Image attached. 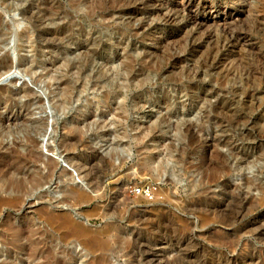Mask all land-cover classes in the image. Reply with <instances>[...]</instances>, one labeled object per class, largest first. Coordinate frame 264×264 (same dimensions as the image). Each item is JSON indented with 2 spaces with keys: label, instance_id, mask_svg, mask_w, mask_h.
Here are the masks:
<instances>
[{
  "label": "rangeland",
  "instance_id": "1",
  "mask_svg": "<svg viewBox=\"0 0 264 264\" xmlns=\"http://www.w3.org/2000/svg\"><path fill=\"white\" fill-rule=\"evenodd\" d=\"M1 61L0 264H264V0H0Z\"/></svg>",
  "mask_w": 264,
  "mask_h": 264
},
{
  "label": "bare ground",
  "instance_id": "2",
  "mask_svg": "<svg viewBox=\"0 0 264 264\" xmlns=\"http://www.w3.org/2000/svg\"><path fill=\"white\" fill-rule=\"evenodd\" d=\"M77 2H78V1H77ZM34 4H36V3H34ZM188 4H189V3H187V5H188ZM191 4H192V3H191ZM84 5H85V4H84ZM185 5H186V4H185ZM184 7H185V6H184ZM33 8H34V7H33ZM45 10H46V9H45ZM44 18H45V17H44ZM190 20H191V19H190ZM193 21L196 22V19L193 18ZM194 22H193V23H194ZM198 22H199V23H198ZM198 22H197V24L202 23L201 21H198ZM204 24H205V23H204ZM49 32H50V33H49ZM48 34H53V31H47V30H44L43 33H42V35H48ZM0 63H2V61H1ZM2 69H3V70L0 71V76L3 75V74H5V73H9V72L11 71V66H10V67H8V66H7V67H3ZM211 121H212V120H211ZM188 124H189V123H188ZM198 126H199V125H198ZM187 127H188V126H187ZM213 127H214V126H213ZM189 128H191V126H190ZM189 128H186L188 132H189V130H190ZM48 129H50V123H48ZM196 131H197V130H196ZM199 132H201V131H199ZM46 133H47V132H44V134H46ZM44 134H43V135H44ZM194 134H195V133H194ZM208 134H209V133H208ZM189 135H190V134H189ZM191 135H192V134H191ZM196 136H197V134H196ZM193 137H194V136H193ZM212 138H213V136H212ZM212 138H211V139H212ZM213 142H214V144H215V141H213ZM213 142H212V143H213ZM217 142H218V141H217ZM217 142H216V143H217ZM212 143H211V145H212L211 147H215V145L212 144ZM218 144H219V143H218ZM213 145H214V146H213ZM71 148H72V147H71ZM25 152H26V151H25ZM1 153H2V152H1ZM13 154H14V153H13ZM32 154H33V153H31V154L28 153V158H29V159H30V157H32ZM15 155H16V154H15ZM216 155H218V154H216ZM10 156H11V155H10ZM18 156H19V154H18L16 157H18ZM23 156H24V155H23ZM33 156H35V155L33 154ZM211 156H212V155H211ZM9 158H10V157H9ZM24 158H25V157H24ZM35 158H36V157H35ZM11 159H12V158H11ZM11 159H10V160H11ZM29 159H26V160H29ZM31 159H32V158H31ZM33 159H34V158H33ZM12 160H13V161L15 160V156H14V158H13ZM12 160H11V161H12ZM13 161H12V163H14ZM15 161H16V160H15ZM21 161H22V160H21ZM30 161H31V160H30ZM8 162H9V159H8ZM16 162H17V161H16ZM16 162H15V163H16ZM17 163H18V162H17ZM19 163H20V162H19ZM22 163H23V162H22ZM22 163H21V164H22ZM25 163H26V161H25ZM6 164H7V161H6ZM8 164H9V163H8ZM23 165H24V164H23ZM1 166H3V165H1ZM12 166H13V165H12ZM16 166H17V164H16ZM20 166H21V165H20ZM10 168H11V167H10ZM216 168H217V167H216ZM218 168H219V167H218ZM3 169L5 170V166H4ZM3 169H0V170L3 171ZM19 169H20V168H19ZM16 170H17V169H16ZM20 170H21V169H20ZM2 171H0V173H2ZM5 171H6V170H5ZM23 171H24V170L22 169V172H23ZM6 172H7V171H6ZM13 172L16 173V171H13ZM26 172H27V171H26ZM50 172H51V171H50ZM8 173H10V172H8ZM11 173H12V172H11ZM27 173H29V172H27ZM5 175H6V174H5ZM10 175H11V174H10ZM25 175H26V174H25ZM34 175H35V174H34ZM15 176H16V175H15ZM20 176H21V175H20ZM5 177H6V176H5ZM9 177H10V176H8L7 178L9 179ZM13 177H14V176H13ZM23 177H25V176H22V178H23ZM2 178H3V177H2ZM17 178H18V177H17ZM4 179H5V178H4ZM4 179H3V180H4ZM10 179H11V178H10ZM10 179H9V180H10ZM18 179H19V180H17V183H18L19 185L23 184V183L20 184V181L22 182L23 179H21V180H20V178H18ZM26 179H27V178H26ZM26 179H25V180H26ZM29 179H31V178H29ZM33 179H34V178H33ZM1 180H2V179H1ZM3 180H2V181H3ZM25 180H24V182H25ZM5 181H6V180H4V183H5ZM12 181H13V180H12ZM14 181H15V179H14ZM26 181H28V180H26ZM0 182H1V181H0ZM30 182H31V181H30ZM38 182H39V181H37L36 184H37ZM245 182H246V181H245ZM2 183H3V182H2ZM6 183H7V182H6ZM8 183H9V182H8ZM8 183H7V184H8ZM27 183H28V182H27ZM31 183H34V182L32 181ZM31 183H29V184L31 185ZM99 183H100V182H99ZM247 183H248V182H247ZM247 183H246V184H247ZM9 184H12V182L9 183ZM40 184H41V182L39 183V185H40ZM12 185H13V184H12ZM19 185H18V186H19ZM244 185H245V184H244ZM4 186H5V185L3 184V187H4ZM7 186H8V185H7ZM10 186H11V185H10ZM21 186H23V185H21ZM25 186H26V185H24V187H25ZM33 186H34V185H33ZM3 187H2V188H3ZM14 187H15V186H14ZM27 187H28V186H27ZM35 187H36V185H35ZM37 187H38V186H37ZM229 187H230V185L228 186V188H229ZM2 188H0V190H1ZM12 188H13V187H12ZM12 188H11V189H12ZM16 188H17V186H16ZM8 189H9V188H8ZM19 189H20V188H19ZM28 189H30V188H28ZM34 189H35V188H34ZM4 190H5V192H7V193H9V194L14 192V190H13V192H9L6 188H4ZM16 190H17V189H16ZM21 190H22V189H21ZM21 190H20V191H21ZM1 191H2V190H1ZM17 191H19V190H17ZM25 191H26V190H25ZM29 191H30V190H29ZM68 191H69L68 193L70 194V196H71V197H72V196L75 197V199L77 198V199H83V200H84V196H88V195H84L85 193L83 194V192H84L83 190H82V191H83V192H82L81 190L78 191V190H74L73 188H71V190H68ZM81 192H82V193H81ZM202 192H203V191H202ZM0 193H2V192H0ZM14 193H15V192H14ZM19 193H20V192H19ZM26 193H27V192H26ZM66 193H67V192H66ZM228 193H229V191H228ZM9 194H8V195H9ZM21 194H22V192H21ZM23 194H24V193H23ZM23 194H22V195H23ZM29 194H30V193H29ZM5 195H6V194H5ZM8 195H7L6 197H8ZM15 195L17 196L16 193H15ZM18 195H19V194H18ZM22 195H21V197H23ZM24 195H25V194H24ZM66 195H68V194H66ZM228 195H229V194H228ZM232 195H233V194H232ZM1 196H2V195H1ZM1 196H0V203H6V202H7L8 205H9V204H13L12 202L9 203V202H10V201H9V200H10V197L6 198V197H1ZM12 196H13V194H12ZM68 196H69V195H68ZM207 196H208V195H207ZM21 197H20V196H19V197H14V199H16L15 202H16L17 200L20 201ZM23 198H24V197H23ZM85 198H86V197H85ZM205 198H206V197H205ZM11 199H12V201H13V197H12ZM243 199H244V198H243ZM77 201H79V200H77ZM80 201H81V200H80ZM242 201H243V200H242ZM13 202H14V201H13ZM23 202H24V201H23ZM23 202H22V203H23ZM206 202H207V201H206ZM209 202H210V201H209ZM220 202H221V201H220ZM224 202H225V201H224ZM7 203H6V204H7ZM6 204H5V205H6ZM14 204H15V203H14ZM14 204H13V205H14ZM17 204H18V201H17ZM193 204H194V203H193ZM217 204H218V203H217ZM219 204H220V203H219ZM222 204H223V203H222ZM5 205H4V206H5ZM8 205H7V206H8ZM13 205H12V206H13ZM18 205H20V206L22 207V205H21L20 203H19ZM195 205H196V204H195ZM200 205H201V204H200ZM202 205H203V204H202ZM2 206H3V205H2ZM2 206H1V207H2ZM196 206H197V205H196ZM217 206H218V205H217ZM17 207H18V206H17ZM204 207H205V206H204ZM227 207H228V205H227ZM14 208H15V207H14ZM214 208H216V207H214ZM213 210L215 211V209H213ZM216 211H217V210H216ZM67 216H68V215H67ZM51 218H53V217H51ZM229 219L231 220V218H229ZM51 220H53V219H51ZM233 220H234V219H233ZM233 220H232V221H233ZM226 221L228 222L229 220L227 219ZM62 222H63V221H62ZM71 222H73V221H71ZM77 227H79V226L77 225ZM68 228H69V227H68ZM59 264H61V263H59Z\"/></svg>",
  "mask_w": 264,
  "mask_h": 264
},
{
  "label": "built area",
  "instance_id": "3",
  "mask_svg": "<svg viewBox=\"0 0 264 264\" xmlns=\"http://www.w3.org/2000/svg\"><path fill=\"white\" fill-rule=\"evenodd\" d=\"M131 191L134 194H141V195L147 196L149 198H151L152 192H153L150 185H142L140 187H133V188H131Z\"/></svg>",
  "mask_w": 264,
  "mask_h": 264
}]
</instances>
